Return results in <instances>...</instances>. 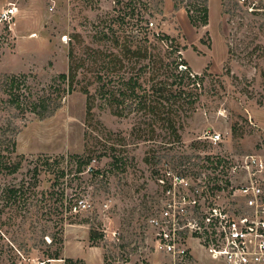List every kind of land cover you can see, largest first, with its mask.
I'll return each instance as SVG.
<instances>
[{
	"label": "rangeland",
	"instance_id": "rangeland-1",
	"mask_svg": "<svg viewBox=\"0 0 264 264\" xmlns=\"http://www.w3.org/2000/svg\"><path fill=\"white\" fill-rule=\"evenodd\" d=\"M195 1L0 0V12L18 7L0 19V143L21 162L16 172L0 169V264H65L94 247L106 264L118 257L106 226L109 237L119 228L124 249L140 235L145 242L158 196L152 173L182 171L178 163L199 151L264 157V0H205L208 24L198 26L187 6ZM178 71L202 79H184L173 97ZM64 72L75 76L72 90ZM98 74L114 98L100 97ZM132 75L142 104L117 100ZM12 76L24 105L44 103V112L9 100ZM207 131L222 133L218 147L203 139ZM89 157L94 171L79 170ZM55 253L62 257L49 258ZM135 259L220 264L158 252Z\"/></svg>",
	"mask_w": 264,
	"mask_h": 264
},
{
	"label": "built area",
	"instance_id": "built-area-1",
	"mask_svg": "<svg viewBox=\"0 0 264 264\" xmlns=\"http://www.w3.org/2000/svg\"><path fill=\"white\" fill-rule=\"evenodd\" d=\"M17 12L9 4L0 19L9 21ZM203 139L218 147L223 135L207 131ZM188 161L182 171L152 173L158 196L145 219V242L140 235L124 249L118 227L110 237L108 226L102 230L118 250L117 259L108 256L106 264H131L133 257L142 263L148 252L173 261L206 257L220 264H264V157L199 151L191 167Z\"/></svg>",
	"mask_w": 264,
	"mask_h": 264
},
{
	"label": "trees",
	"instance_id": "trees-1",
	"mask_svg": "<svg viewBox=\"0 0 264 264\" xmlns=\"http://www.w3.org/2000/svg\"><path fill=\"white\" fill-rule=\"evenodd\" d=\"M196 2V1H195ZM192 4L193 9H195L196 14L190 13L189 14V19L190 22L195 25H206L208 24L209 20V10L208 6L206 4L205 0L193 3L190 2L188 3L187 6ZM191 10V9H190ZM168 37V36H165ZM60 78L63 81H66L68 84V90H72L74 88V78L75 76L70 73H61ZM106 76L97 75V80H98V93L100 94V97L103 99H111L114 98V90L113 92H109V89L107 88L108 82L105 80ZM188 79L189 81L186 83L187 85H190L191 83H197L198 80H201L202 78L198 75H193L191 76L189 73H184L183 71H178L175 74V79L174 82L176 84V91L174 92L173 97H178L183 94V91H181V87L185 85L184 79ZM139 77L138 76H130L128 79H122L121 82L124 86L122 87H117L116 92H118L119 99L117 100H126L129 99L130 101H135L137 104H142L144 100H142V95L137 91V88H141V84L139 83ZM20 82V81H19ZM18 82V79L15 76L10 77V80L8 81L7 85V90L10 94V101L15 104V106L20 110V111H25L29 110L35 111L37 114H41L44 112V103H29L24 105L23 100L20 99V96L17 94V88L20 87ZM200 83V82H199ZM185 96V95H184ZM39 108V109H37ZM42 108V109H41ZM159 111H157L158 114ZM171 128L172 124H169ZM169 128V126H168ZM171 134L173 135V138H175L176 141H180V134L178 132H175V128L170 129ZM16 148L15 142L12 143L11 147V152L14 151ZM4 150L8 151V148H2V142L0 143V169L5 170L7 172L13 173L16 172L20 165V161H11L9 156V152L6 153ZM94 157H89L86 160L80 161L79 164V170H83L82 166H84V169L89 167L91 165V161L93 160ZM120 161L119 159H117ZM186 161L179 162V166L183 165ZM177 164V165H178ZM90 170L94 171L93 167L90 166ZM89 170V171H90ZM58 253H55V255L50 256L49 258H59ZM65 264H85V261L83 259H73V258H65Z\"/></svg>",
	"mask_w": 264,
	"mask_h": 264
},
{
	"label": "crops",
	"instance_id": "crops-1",
	"mask_svg": "<svg viewBox=\"0 0 264 264\" xmlns=\"http://www.w3.org/2000/svg\"><path fill=\"white\" fill-rule=\"evenodd\" d=\"M82 258L85 261V264H104L103 251L101 249L96 248V247L92 248L89 251L88 255H84V256H82ZM60 259H62V258H60ZM55 261L58 262L61 260L56 259ZM50 264H53V263H50Z\"/></svg>",
	"mask_w": 264,
	"mask_h": 264
}]
</instances>
